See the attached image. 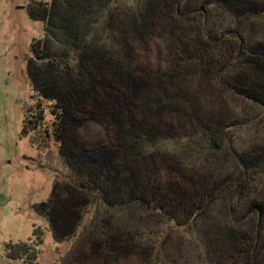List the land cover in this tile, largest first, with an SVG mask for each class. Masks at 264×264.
Masks as SVG:
<instances>
[{"label":"trees","instance_id":"16d2710c","mask_svg":"<svg viewBox=\"0 0 264 264\" xmlns=\"http://www.w3.org/2000/svg\"><path fill=\"white\" fill-rule=\"evenodd\" d=\"M184 1L35 0L28 6L30 19L44 23V35L31 43L27 71L38 102L23 135L46 125L67 170L33 209L55 243L80 235L59 264L132 256L143 264H180L185 247L204 264H255L264 247V137L240 144L229 133L264 127V42L245 45L240 29L264 17V1L204 0L202 7L233 19L230 31L241 38L227 62H238L237 71L216 81L243 107V120L231 125L233 113H207L188 87L194 51L175 55L167 71L150 70L141 57L157 30L189 21L194 9ZM212 30H204V42L198 39L203 66L221 49ZM89 123L103 126L107 140H90ZM174 232L185 237L171 245ZM43 242L36 227L27 241L7 243V256L37 264Z\"/></svg>","mask_w":264,"mask_h":264},{"label":"rangeland","instance_id":"374dc122","mask_svg":"<svg viewBox=\"0 0 264 264\" xmlns=\"http://www.w3.org/2000/svg\"><path fill=\"white\" fill-rule=\"evenodd\" d=\"M33 1L0 0V264H25L22 260L8 258L6 245L11 241H27L36 227L44 233L37 264H59L62 256L75 249L76 240L80 236L78 234L68 241L55 243L46 219L33 209L34 204L49 197L57 175L67 173L57 143L53 137L45 136L46 125H42L38 131L23 135L25 117L29 118L30 110L38 102L27 71L28 60L32 56L31 43L33 39L44 35V23L30 19L28 14V6ZM184 3L190 10L194 9L189 14V21L183 20L186 21L183 26L172 22L166 28L157 30L158 35L142 51L141 57L150 70L167 71L175 67V55L185 53L188 56L194 51V72L189 75L188 87L194 89V94L207 113L224 116L233 113L230 125L235 120L242 121V105L221 93L217 84L223 80L222 77L235 73L239 65L236 61L231 66L227 64L235 50L241 46V38L235 31H230L235 28L234 20L226 18L220 11L205 12L202 9L204 0H186ZM180 7L183 8V5ZM211 27L219 41L220 47H217L221 49L214 63L203 66L197 56L201 47L198 39L204 42V30ZM240 29L245 45L264 42V17L249 20L240 25ZM201 75L206 78L201 79ZM226 96L227 108L223 104ZM172 116L177 120V115ZM46 118L51 119L49 115ZM229 133L243 144L248 138L264 137V127H244L239 133L230 129ZM84 134L90 140H107L105 129L100 124L89 123ZM93 213L92 208L87 214L86 223ZM184 234L172 233L171 245L181 241ZM261 249L255 264H264V247ZM184 253L180 264H204L201 260L197 262V257H190L191 248L185 247ZM84 264H143V261L136 256L120 259L100 257L92 258ZM223 264H234V261L229 260Z\"/></svg>","mask_w":264,"mask_h":264}]
</instances>
